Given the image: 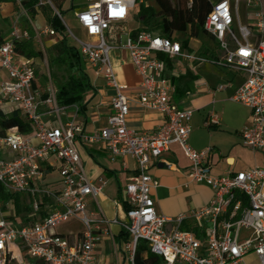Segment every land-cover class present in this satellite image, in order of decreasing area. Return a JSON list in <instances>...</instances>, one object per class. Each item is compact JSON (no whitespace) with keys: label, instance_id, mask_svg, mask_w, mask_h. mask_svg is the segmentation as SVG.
<instances>
[{"label":"built area","instance_id":"obj_1","mask_svg":"<svg viewBox=\"0 0 264 264\" xmlns=\"http://www.w3.org/2000/svg\"><path fill=\"white\" fill-rule=\"evenodd\" d=\"M209 2L203 30L217 44L219 56L215 58L192 55L181 41L148 31L134 37L117 33L115 26L137 13L142 4L139 0H85L73 14L84 39L67 28L47 0L65 27V39L74 43L93 76L113 92L106 126L91 136L83 133L77 121V106L57 104L50 80L46 96L41 98L44 91L36 88L34 60L15 53L16 42L30 39L20 20L32 24L24 10L17 12L9 38L0 46V69L7 76L0 82V113L19 111L32 124L33 132L22 135L12 128L0 138V146L11 154L0 158V189L21 196L22 205L29 210L20 218L4 217L1 206L13 201L0 202V264H100L96 250L104 242L111 247L113 264H134L140 243L159 257L161 264H264V167L212 174L211 149L196 151L188 144L192 115L174 103L175 87L165 76L160 57L216 65L240 74L243 83L230 101L250 113L249 124L240 132L241 142L253 152H264V13L260 2H245L247 9L253 8L248 14L251 25L239 18L241 0ZM40 5H44L42 0L36 8ZM121 9V15L110 14ZM32 31L42 52V38L57 41V34L47 24L41 30L32 25ZM120 50L127 51L140 78L135 102L163 117V124L153 131L138 133L126 125L130 100L123 94L111 63V53ZM40 106L47 108V120H42ZM69 110L73 112L70 116ZM210 123L218 122L211 118ZM84 142L98 143L108 161L120 162L123 169L126 160L134 164V175L125 184L120 200L114 202L123 208L120 219L106 218L98 206L105 183L86 175L78 152ZM172 146H177L188 162L185 176L189 183L209 187L212 197L207 205L170 219L156 212L152 194L158 184L150 170ZM48 168L57 172V188L46 180ZM72 221L79 223V231H57ZM185 223L197 232L181 229Z\"/></svg>","mask_w":264,"mask_h":264},{"label":"crops","instance_id":"obj_2","mask_svg":"<svg viewBox=\"0 0 264 264\" xmlns=\"http://www.w3.org/2000/svg\"><path fill=\"white\" fill-rule=\"evenodd\" d=\"M67 4L63 7L64 11ZM248 14L249 12L245 14L243 24L251 25L252 22L248 18ZM37 18L39 15L35 17V19ZM129 19L115 26L117 33H132L140 27L136 22V27L127 31ZM40 24H44L43 27L46 26L44 18L40 19ZM46 39L49 44H45L43 47L50 48L56 43V40L48 37L43 38L44 41ZM184 49L192 55L209 57L203 54L200 43L196 40H190ZM216 52L219 56V52ZM162 60L165 63L164 74L172 79L175 87L174 103L179 109L190 111L192 115L188 144L196 151L211 149L209 163L212 167V174L220 176L227 172L236 173L250 168L264 167V152H253L243 147L241 142L240 132L250 122L249 110L230 101L236 89L243 83V77L216 65H198L181 58L163 57ZM111 63L117 82L123 87V94L130 100L129 113L126 117L128 129L142 133L153 131L162 125L163 117L160 113L145 110L135 102L140 91V78L135 74L130 64L127 51L120 50L111 53ZM83 70L89 77L94 92L86 95L83 112L81 114L78 112L77 121L82 125L83 133L91 136L106 126L107 118L111 114L109 98L113 92L105 86L103 80L95 78L86 66ZM6 78V73L0 69V82ZM220 86L223 87L222 90H218ZM230 105H236L239 113L233 112L227 118L226 112ZM39 109L42 120H47L49 118V115H45L47 108L40 106ZM217 110H222V112L217 113ZM11 113L10 109L3 115ZM72 113L69 110L67 115L70 116ZM211 118H215L218 123L211 124ZM78 152L88 178L93 181L102 179L105 183L102 193L97 199L98 206L104 216L109 219L122 218L123 208L116 207L114 202L122 196L125 184L135 173L133 162L126 160L125 169L121 167L120 162L110 163L102 147L96 142L79 144ZM187 167L188 162L182 156L179 148L172 146L151 168L150 175L158 184L152 195L156 212L159 215L173 219L209 203L212 197L210 188L201 184L189 183L185 176ZM46 180L54 188H57L56 170L48 168ZM19 197L23 201V198ZM102 204L108 205L110 208L104 209ZM7 207H10V212L6 211ZM1 208L2 216L12 217L15 215L20 218L15 213L13 202L8 206H1ZM103 245L106 249L110 248L108 242H104L100 246L103 247ZM97 259L100 264H113L114 262L112 260L106 263V257L103 260L98 257Z\"/></svg>","mask_w":264,"mask_h":264},{"label":"trees","instance_id":"obj_3","mask_svg":"<svg viewBox=\"0 0 264 264\" xmlns=\"http://www.w3.org/2000/svg\"><path fill=\"white\" fill-rule=\"evenodd\" d=\"M142 2L135 14V21L139 28L131 33L134 37L140 31H148L154 35L179 40L182 47H186L190 40H196L200 43L204 55L211 58L217 56V44L211 36L203 30L205 17L210 11L209 0H139ZM152 1L156 9L147 5ZM52 7L62 16L65 12L64 5L68 0H49ZM190 3V6H189ZM38 5V0H0V11L3 8L11 6L12 12L24 10L30 20H34L40 13L47 26L57 34V41L49 50L48 68L61 73L60 82L56 81V102L60 107L77 106L78 112H83L84 100L88 93L94 92L89 77L85 74L82 67V60L79 57L75 47L68 46L64 37L65 27L61 20L54 15L50 6ZM71 5L69 9H73ZM30 39L25 42L15 43V53L21 57L37 60L43 59V52L36 50L33 40V31L29 28ZM5 39L0 34V46ZM163 58L162 56H160ZM166 60V59H165ZM168 62V61H167ZM55 72L50 75L51 79L56 78ZM35 88V86L33 87ZM46 96L45 91L41 98ZM16 128L22 135H30L33 132V126L25 120L19 111H13L9 115L0 113V137H3L9 129ZM121 197L118 199L120 200ZM12 200L17 216H21L29 208L22 205L19 195H11L0 189V202L5 204ZM183 230L197 232L189 223L183 224ZM134 264H161V259L152 255L144 243H140L134 256Z\"/></svg>","mask_w":264,"mask_h":264},{"label":"rangeland","instance_id":"obj_4","mask_svg":"<svg viewBox=\"0 0 264 264\" xmlns=\"http://www.w3.org/2000/svg\"><path fill=\"white\" fill-rule=\"evenodd\" d=\"M214 1V0H213ZM252 2L255 1H259L262 11L264 13V0H250ZM42 2L44 3L45 6H50L47 3V0H42ZM245 2L246 0H241V3L239 4V8H238V14H239V18L241 20V22H244V17L245 14L247 12H252L253 8L251 9H247L245 7ZM68 4L65 6V12L62 14V18L64 20L65 25L67 26V28L76 36L79 38L84 39L81 30H79L78 24L74 18L73 13L80 9L84 4H85V0H68L67 2ZM147 5L153 7L154 9H156L155 5L153 4L152 1H148L146 3ZM71 5L74 7L73 9H69L71 7ZM53 12V11H52ZM17 13L12 12V8L11 6H8L7 8H3L0 11V34L4 37V39H8L9 35L11 33V26H12V22L15 19ZM39 18L31 20L32 24H29L26 22V20L24 18H22L20 20V24L22 27L27 28L29 30V28L32 29V25L36 30H41L43 29V25L44 24H40V19L43 18L42 15L39 13ZM135 15H132L129 19V24L126 27L127 31H131L136 27V21L134 18ZM35 45V49L36 50H41V47L39 46V44H37L36 42H34ZM42 44L45 46V44H49L48 43V39H46V41L43 40L42 38ZM67 44L68 46L74 47V43L71 40H67ZM43 59H37L34 60V68H35V72H36V88L38 90H40L41 92H43L50 80L51 84L55 87L56 86V81L60 82V78H62L61 73H56L55 70L50 71L48 68V59H49V55H50V50L47 47H43ZM206 57V56H205ZM82 67L85 68V64L82 62ZM52 72H55L57 77L51 79L50 75L52 74ZM50 74V75H49ZM86 98V97H85ZM219 112H222V110H217ZM238 108L236 107V105H230L227 112H226V117L228 118L229 115L233 112H235L236 114L239 113L238 112ZM235 117V116H233ZM0 157L3 158H9L11 157V154L2 149L0 147ZM102 206L104 207V209H109L110 206L108 205H104L102 204ZM6 211L10 212V207L6 208ZM5 213V212H4ZM81 229V226L79 225V223H77L76 221H72L70 223H65L62 224L61 226H59L57 228V231L59 233L62 234H68L70 232L76 233L77 231H79ZM111 251V247L106 249L103 245L98 247L96 250V257H98L99 259L103 260L104 257H106V263L110 262L113 260V256Z\"/></svg>","mask_w":264,"mask_h":264},{"label":"snow or ice","instance_id":"obj_5","mask_svg":"<svg viewBox=\"0 0 264 264\" xmlns=\"http://www.w3.org/2000/svg\"><path fill=\"white\" fill-rule=\"evenodd\" d=\"M122 9L120 10V12H114V11H110V14L111 15H121L122 14ZM85 19H87V18H85ZM93 31H95V29H93ZM244 54H246V53H244Z\"/></svg>","mask_w":264,"mask_h":264}]
</instances>
